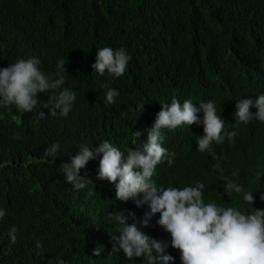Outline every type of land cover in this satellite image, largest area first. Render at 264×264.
Wrapping results in <instances>:
<instances>
[{
	"label": "clouds",
	"instance_id": "1",
	"mask_svg": "<svg viewBox=\"0 0 264 264\" xmlns=\"http://www.w3.org/2000/svg\"><path fill=\"white\" fill-rule=\"evenodd\" d=\"M104 11L87 10L94 17L83 14V24L73 29L90 28L88 22ZM193 34L206 54L226 52L229 63L217 72L218 79L256 95L236 100L226 114L213 100L192 102L197 93L184 84L133 83L105 93L108 104L117 97L109 126L103 120L94 126L87 122L80 133L65 118L76 93L62 89L64 61L53 79L41 70L39 58L12 63L0 54V109H6L0 112V145L6 124L15 129L9 138L22 136L26 115L40 110L43 119L41 108L51 115L59 110L55 124L47 118L40 126L28 154L38 158L45 150L47 174L75 193V218L80 217L82 231H94L85 236L90 245L85 252L64 254L43 243L49 256L26 253L29 260L20 258L18 264H264V143L247 142L250 125L264 124V26L236 30L201 19ZM130 59L122 47H103L92 68L119 79ZM241 63L249 71L236 76ZM38 93H50L46 104L37 100ZM153 110L156 118L150 117ZM65 121L68 130L60 133ZM135 138L146 141L124 151ZM5 215L0 209V219ZM16 231L13 226L10 236L0 237L4 245L13 254L30 250L26 236L16 237Z\"/></svg>",
	"mask_w": 264,
	"mask_h": 264
},
{
	"label": "trees",
	"instance_id": "2",
	"mask_svg": "<svg viewBox=\"0 0 264 264\" xmlns=\"http://www.w3.org/2000/svg\"><path fill=\"white\" fill-rule=\"evenodd\" d=\"M94 9L105 11L95 17L96 22H88L90 28L73 29L83 24V14L94 17V13L86 12ZM201 19L220 21L236 30L264 26V0H0V54L12 63L20 58H39L41 70L53 79L59 73L58 62L64 61L67 76L62 89L76 93L65 118L80 133H84L87 122L94 126L103 120L105 126L110 125L117 113V97L108 104V89L119 90L133 83L153 87L163 79L184 84L199 94V99L213 100L228 114L236 100L256 93L235 89L227 79H218L217 72L226 69L229 59L225 51L215 55L204 52L193 34L194 24ZM103 47H122L130 55L123 77L94 73L92 65ZM248 71V64L241 63L235 74L244 76ZM49 96L38 93L36 98L42 105ZM39 111L26 115L28 128L22 136L9 138L15 129L11 123L4 127L0 209L6 215L0 219V237L10 236L9 229L14 226L16 237L24 234L30 250L13 254L0 238V264L29 260L26 253L49 256L50 250L42 248L43 243L64 254L67 249L85 252L90 248L85 236L77 234L82 228L80 217L75 218V193L59 187L47 174L50 157L45 150L38 158L28 154L44 121L48 118L55 124L60 119L56 116L59 110L51 115L47 108H41L46 115L43 119ZM58 129L60 133L67 131L68 121ZM250 133L248 144L264 143V124L250 125Z\"/></svg>",
	"mask_w": 264,
	"mask_h": 264
},
{
	"label": "bare ground",
	"instance_id": "3",
	"mask_svg": "<svg viewBox=\"0 0 264 264\" xmlns=\"http://www.w3.org/2000/svg\"><path fill=\"white\" fill-rule=\"evenodd\" d=\"M151 79V78H150ZM198 97H199V94H197V95H195V96H193L192 98H190V100L193 102V101H197L198 100ZM127 99L125 98V101H126ZM197 102H199V101H197ZM135 104L136 103H141V102H134ZM144 105H147V104H144ZM151 118H156V111L155 110H153V111H151V116H150ZM113 123H117V124H124V122H119V121H114ZM137 131V130H136ZM125 132V131H124ZM179 132V131H178ZM174 133V131H171V132H169V134L170 135H172ZM145 134H146V132H142V136H145ZM162 135H164V133L162 132ZM238 137L239 136H243V135H237ZM187 138H189V139H191V137L190 136H188ZM146 140H139V139H134V140H131V147H129V148H126V149H124V151H128V149H132V150H134L135 149V146L136 145H138V144H143L144 142H145ZM181 156H179L178 158H180ZM146 205V204H145ZM155 229V228H154ZM154 231V230H153ZM94 233V231L93 230H90L88 227H86L83 231H79L78 232V236H89L90 234H93ZM154 233V232H153ZM153 233H151V234H153ZM142 262V261H141Z\"/></svg>",
	"mask_w": 264,
	"mask_h": 264
}]
</instances>
